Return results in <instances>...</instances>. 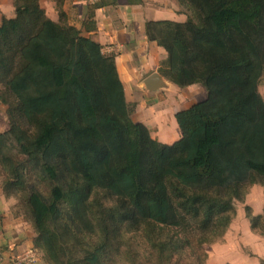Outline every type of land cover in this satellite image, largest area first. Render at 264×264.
Wrapping results in <instances>:
<instances>
[{
  "label": "trees",
  "instance_id": "trees-1",
  "mask_svg": "<svg viewBox=\"0 0 264 264\" xmlns=\"http://www.w3.org/2000/svg\"><path fill=\"white\" fill-rule=\"evenodd\" d=\"M52 1L59 21L40 0H13L14 16L0 23L3 191L15 200L24 193L19 211L48 264H113L108 239L91 247L80 238L96 233L95 190L116 199L105 209L116 236L123 225L158 226L170 234L155 247L158 259L179 263V250L221 234L234 201L264 180V0H178L185 21H147L148 39L168 54L160 73L207 91L175 114L182 135L171 144L133 118L115 55L67 22L66 0ZM116 2L89 6L83 28L96 30L94 10ZM36 176L53 183L49 198L30 185ZM246 214L264 235V210L256 216L247 206Z\"/></svg>",
  "mask_w": 264,
  "mask_h": 264
},
{
  "label": "crops",
  "instance_id": "crops-1",
  "mask_svg": "<svg viewBox=\"0 0 264 264\" xmlns=\"http://www.w3.org/2000/svg\"><path fill=\"white\" fill-rule=\"evenodd\" d=\"M97 1L66 0L63 9L68 23L82 29L85 36L99 42L104 54L115 55L127 101L134 107L133 118L146 124L158 141L166 144L175 142L182 135L175 114L194 102L203 100L207 91L201 84L179 87L160 73L161 63L168 58V54L155 41L148 39L146 23L151 20L183 22L187 19V14L180 11L178 0H141L137 3L117 0L114 5L94 10L97 29L87 32L83 23L88 19L89 6ZM44 2L47 15L59 21L54 1ZM14 13H1L0 23L3 17H13ZM153 73L162 77L165 86L149 92L144 81ZM165 98L169 99L164 103ZM8 127L9 124L0 132ZM255 189L260 191V187ZM261 196L264 198V193ZM247 202L252 206L253 214L262 212L263 203L255 205L250 195L247 196ZM241 214L238 211V215ZM34 237L32 224L19 211L17 200L5 195L0 179V264H17V257L28 256L31 251L38 257L34 264H48L43 253L35 247Z\"/></svg>",
  "mask_w": 264,
  "mask_h": 264
},
{
  "label": "rangeland",
  "instance_id": "rangeland-1",
  "mask_svg": "<svg viewBox=\"0 0 264 264\" xmlns=\"http://www.w3.org/2000/svg\"><path fill=\"white\" fill-rule=\"evenodd\" d=\"M40 2L42 6L45 5L44 0H40ZM55 9L57 10L56 6ZM14 11L13 0H0V15L1 13L10 15ZM180 11L184 12L182 6ZM259 90L264 97V78ZM168 99L165 98L163 102H167ZM7 108L6 104L0 103V130L5 129L8 125ZM32 179L30 185L37 188L46 198H49L53 183L48 180H42V178L37 176ZM246 187L247 195L245 200L234 201L233 205L236 214L225 230L221 234L213 235L208 242L201 245L196 242L193 243V251H197L204 256L205 264L264 263V235L251 229L250 219L246 214L247 206H250L252 214L254 213L252 206L247 202L248 195H250V199L255 205L263 203L261 209V213H263L264 198L261 193H264V180L258 179L255 184H249ZM255 187H260V191L256 190L257 188L255 189ZM23 195L24 193H21L16 196L18 206L20 203L22 204L20 199H22ZM90 202L91 207H93L91 218L95 223L96 233L87 236L86 234L80 235V238L85 240L82 242L83 244L93 247V243L97 241L104 242L108 239L109 245L106 248L114 253V256L111 257L114 259L113 264H169L164 259L161 263L160 259H158V253L155 251L158 243L169 239L170 234L167 231L159 229L158 226L153 227V225L146 227V224L137 230L123 225L119 236H116L114 228L109 223L108 214L105 212V209L113 208L116 205V199L107 194L106 191L95 190ZM238 211H241L242 214L238 215ZM254 215L257 216L259 214ZM191 226L193 234L199 235L202 233L196 223H191ZM193 251L190 248L179 250L175 255L176 257H182V260L179 263L173 260L172 264H194Z\"/></svg>",
  "mask_w": 264,
  "mask_h": 264
},
{
  "label": "water",
  "instance_id": "water-1",
  "mask_svg": "<svg viewBox=\"0 0 264 264\" xmlns=\"http://www.w3.org/2000/svg\"><path fill=\"white\" fill-rule=\"evenodd\" d=\"M144 85L149 90V92H153L164 87L165 83L158 73H153L145 79Z\"/></svg>",
  "mask_w": 264,
  "mask_h": 264
},
{
  "label": "built area",
  "instance_id": "built-area-1",
  "mask_svg": "<svg viewBox=\"0 0 264 264\" xmlns=\"http://www.w3.org/2000/svg\"><path fill=\"white\" fill-rule=\"evenodd\" d=\"M38 260L37 255L34 251H31L28 256L17 257L15 259L17 264H34Z\"/></svg>",
  "mask_w": 264,
  "mask_h": 264
}]
</instances>
